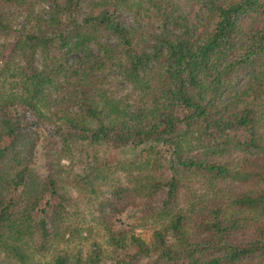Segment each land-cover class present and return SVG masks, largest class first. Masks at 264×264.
<instances>
[{
  "label": "trees",
  "instance_id": "1",
  "mask_svg": "<svg viewBox=\"0 0 264 264\" xmlns=\"http://www.w3.org/2000/svg\"><path fill=\"white\" fill-rule=\"evenodd\" d=\"M40 1L0 0V264H264V0Z\"/></svg>",
  "mask_w": 264,
  "mask_h": 264
},
{
  "label": "rangeland",
  "instance_id": "2",
  "mask_svg": "<svg viewBox=\"0 0 264 264\" xmlns=\"http://www.w3.org/2000/svg\"><path fill=\"white\" fill-rule=\"evenodd\" d=\"M44 1L43 0H41L40 1V3H43ZM42 6L43 7H47L48 6V3H43L42 4ZM39 7H40V4H39ZM90 10V6H86L82 11L83 12H87V11H89ZM27 12H24V13H22V14H20L19 15V17L17 18L18 20H17V22L20 24H24L26 21H25V16L27 15L26 14ZM35 15V14H34ZM37 15V14H36ZM122 18L128 23V24H132L133 23V21H135V19H136V17H134L132 14H129V13H127V14H122ZM19 24H18V27H19ZM120 88H121V90L123 89V92H129L130 91V89H131V86H127V85H125V83L124 82H122V83H120ZM116 153V152H115ZM116 155V154H115ZM89 210H86L82 215H85L83 218H82V220L80 221L79 220V224L78 225H81V223L82 222H85L86 220H85V218H86V216L89 214V212H88ZM87 219H89V217L87 218ZM73 221V220H72ZM96 233V232H95ZM78 235H79V237L78 238H76V240L74 241V243L75 244H77V245H85V249H88V247H89V245L91 244V241L95 238V237H97L98 236V234H95V235H93L92 237H89V238H87L88 237V235L86 234V232H82V231H79L78 232ZM97 238H99V239H102L101 238V236H99V237H97ZM47 261H49V258L48 257H44L43 259H42V264H46L47 263Z\"/></svg>",
  "mask_w": 264,
  "mask_h": 264
}]
</instances>
